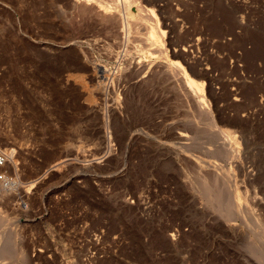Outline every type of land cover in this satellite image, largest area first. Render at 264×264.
<instances>
[{
	"label": "rangeland",
	"instance_id": "rangeland-1",
	"mask_svg": "<svg viewBox=\"0 0 264 264\" xmlns=\"http://www.w3.org/2000/svg\"><path fill=\"white\" fill-rule=\"evenodd\" d=\"M75 1L0 0V264H264V0H140L232 154Z\"/></svg>",
	"mask_w": 264,
	"mask_h": 264
},
{
	"label": "bare ground",
	"instance_id": "bare-ground-1",
	"mask_svg": "<svg viewBox=\"0 0 264 264\" xmlns=\"http://www.w3.org/2000/svg\"><path fill=\"white\" fill-rule=\"evenodd\" d=\"M80 1L81 2L83 1V3H85V6H87L90 1L94 2V3H92V5L96 4V6H98L99 9H97V7L95 5L93 6V8H91L92 6L91 7L89 6V7H90V10L92 9L96 12V13H94V15L97 14L98 15L97 17L101 19L102 22L98 21L99 23L107 24V25L110 23H112L111 25H113V22L114 23L116 22L115 23L116 25L118 23L119 31H121V34H122L121 39L127 45H129L128 44L129 41L132 40L131 36L134 35V36L139 37L142 35V40L143 39L145 40V41H143L145 46H143V47L141 46L139 48V46H138L139 44H137V47L139 48L140 52H143V53L146 52V54H144L143 57L148 55V57H151V59L153 57V58H159V59L162 58V59L168 60L169 56H171L170 55L171 52L169 53V50L166 47V32L167 31L162 28L163 23H161V21L159 20L157 14H156L155 7H152V8L144 7L142 5V3L140 2V0H79L78 2L80 3ZM90 4L91 3H89V5ZM63 13H65V12H63ZM97 17L95 15V19L98 20ZM108 26H110V25H108ZM116 27L118 30V26H116ZM114 28H115V26H114ZM140 43H142V42H140ZM148 47H149V49H147ZM150 47H152V48H150ZM190 48L192 49V48H194V46L191 45ZM183 50L185 52L187 51L186 48H184ZM124 51H126V49ZM126 52L128 53L129 51H126ZM121 53H123V52H121ZM182 54H186V53L174 52V53H172V56L178 57V56H181ZM123 55H124V53L122 54V57H123ZM118 57H119V55H118ZM156 60L157 59H155V61ZM155 61H153V59L147 63H145L144 61H141V60L138 61V64H139L138 69H140V70L142 69V71H144L143 76L151 79L152 76H154V74L155 75L156 74H164L167 76L170 83L173 82L175 85L181 84V85H184L185 87L189 88V91L192 92V94L195 96L199 108L205 114L208 115V119H210V121H211L210 123L212 124V127H214L215 130L217 128L218 130H216V131L219 134L223 135V139H225V141H227V144H229L228 145V147H229L228 152L231 154L234 152L237 153L238 150L236 148V143L231 140V139H234L231 136V133H229L228 131H223L219 127H217L215 119L212 118L213 112L211 110L210 104L208 103V101H206V97H205L206 95L204 93V91H205L204 90V88H205L204 82H202V81L199 82L196 79H194V77H193V75L194 76L198 75V77H202V76H204V74L201 73V71H199V72L195 71L193 68H190V71H188L185 67L181 66L179 64V62L168 63V64H164V65H158V64L155 65ZM97 69L99 70L98 72L101 73V75H99L100 78L109 80V76L107 75L109 73V70H108V73L106 71L107 67L103 68V67L97 66V64H96V69H94V70H97ZM95 72H96L95 74H97V71H95ZM150 79H149V81H150ZM107 80L105 81V84L107 85L106 87L108 88L109 86H108ZM144 81H147V80H144ZM181 85H180V87H181ZM181 135L183 136L184 134L182 133ZM229 139L231 140L230 142H228ZM4 152H1V150H0V163L3 161H6L5 158H7V155H6L7 151H6V153H4ZM189 154H192V155L196 156V158H198V155H196L193 152L189 153ZM7 161H9V160H7ZM11 163H13V162H11ZM12 165H14V164H12ZM15 168H16V166H15ZM15 182H16V184H19V181L16 180Z\"/></svg>",
	"mask_w": 264,
	"mask_h": 264
}]
</instances>
